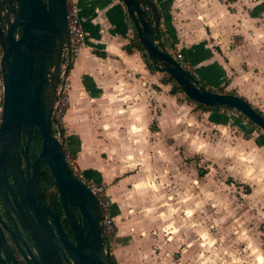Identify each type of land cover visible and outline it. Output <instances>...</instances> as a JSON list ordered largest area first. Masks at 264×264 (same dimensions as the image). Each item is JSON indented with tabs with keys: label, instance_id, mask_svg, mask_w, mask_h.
Returning a JSON list of instances; mask_svg holds the SVG:
<instances>
[{
	"label": "crops",
	"instance_id": "crops-1",
	"mask_svg": "<svg viewBox=\"0 0 264 264\" xmlns=\"http://www.w3.org/2000/svg\"><path fill=\"white\" fill-rule=\"evenodd\" d=\"M76 1L85 45L67 71L63 146L74 161V171L103 184L114 201L118 193L109 183L117 178V171L102 157H113V149L131 147V132L149 131L152 120H158L156 130L162 117L174 123L181 108L192 113L191 105L169 93L170 82L163 80L162 72L147 69L136 48L125 50L132 35L124 29L127 19L121 18L120 0ZM153 1L166 50L171 55L180 53L195 79L212 90L233 91L264 110V0ZM93 49L104 56H97ZM225 112L202 114L212 126L231 123L243 128L239 118ZM254 141L257 149L264 147V137ZM124 180L120 177L119 183ZM110 212L117 217L122 214L113 205ZM115 246L118 251L120 245ZM116 250L113 258L118 262Z\"/></svg>",
	"mask_w": 264,
	"mask_h": 264
},
{
	"label": "rangeland",
	"instance_id": "rangeland-1",
	"mask_svg": "<svg viewBox=\"0 0 264 264\" xmlns=\"http://www.w3.org/2000/svg\"><path fill=\"white\" fill-rule=\"evenodd\" d=\"M186 103L192 113L181 108L174 123L162 117L156 130L152 120L149 131L131 132V147L102 157L117 171L109 183L116 199L98 184L122 213L110 214L115 234L106 250L113 256L120 245L116 264H264V147L253 145L264 132L235 109L225 113L239 118L242 129L212 126L202 108ZM47 191L56 196L53 186Z\"/></svg>",
	"mask_w": 264,
	"mask_h": 264
},
{
	"label": "water",
	"instance_id": "water-1",
	"mask_svg": "<svg viewBox=\"0 0 264 264\" xmlns=\"http://www.w3.org/2000/svg\"><path fill=\"white\" fill-rule=\"evenodd\" d=\"M121 2L152 66L169 76L185 97L206 106L231 107L264 132V117L245 99L204 88L166 50L153 0ZM65 12V0H0V181L8 173L18 181L13 191L34 218L31 227L20 222L36 255L34 264H109L97 200L69 167L59 130L57 135L50 132L62 51L68 43ZM41 163L57 191L72 241L36 184ZM69 206L77 209V216Z\"/></svg>",
	"mask_w": 264,
	"mask_h": 264
},
{
	"label": "flooded vegetation",
	"instance_id": "flooded-vegetation-1",
	"mask_svg": "<svg viewBox=\"0 0 264 264\" xmlns=\"http://www.w3.org/2000/svg\"><path fill=\"white\" fill-rule=\"evenodd\" d=\"M1 104V98H0ZM19 167L24 180H27L26 163L23 158L19 159ZM31 168L28 166V173L31 175ZM37 186L44 198L46 205L57 217L62 230L72 241L69 224L62 211L57 191L49 177L46 167L43 163L37 166ZM0 262L4 264H34L32 255L36 256L31 245L29 235L22 230L21 224L31 227L34 218L31 217L26 201L20 200L13 189L18 186V181L8 173L5 174L4 181H0ZM12 187L11 190L7 186ZM53 186L56 196L47 189ZM53 198V206H50V199ZM58 201L59 207L56 205ZM69 211L77 216L78 211L74 206L68 207Z\"/></svg>",
	"mask_w": 264,
	"mask_h": 264
},
{
	"label": "built area",
	"instance_id": "built-area-1",
	"mask_svg": "<svg viewBox=\"0 0 264 264\" xmlns=\"http://www.w3.org/2000/svg\"><path fill=\"white\" fill-rule=\"evenodd\" d=\"M65 19L66 28L68 33V43L62 51L61 71L56 88V94L53 100L51 108V117L53 128L59 130V123H61L62 116L68 105V90H69V79L67 75L68 69L66 65L70 64L71 59L76 55L77 51L83 46L82 26L79 16L77 14V5L75 0H65ZM173 58L179 63V65L190 72L189 63L183 59L180 53L172 54ZM58 133V132H56ZM64 147V146H63ZM65 150V149H64ZM65 157L69 167L80 178L86 187L93 193L97 203L101 209V224L102 232L104 234L105 241H110L114 237V225L109 210L110 203L106 198L105 191L100 185L92 180H85L74 171V161L70 155L65 151Z\"/></svg>",
	"mask_w": 264,
	"mask_h": 264
},
{
	"label": "trees",
	"instance_id": "trees-1",
	"mask_svg": "<svg viewBox=\"0 0 264 264\" xmlns=\"http://www.w3.org/2000/svg\"><path fill=\"white\" fill-rule=\"evenodd\" d=\"M125 18L128 20L126 14H125ZM129 25L131 26V29L133 31V35H134V38L133 39H130L129 42L125 45V50L127 52H129L131 50V48H136L139 52H140V56L141 58L143 59L147 69L149 70H157L155 67L152 66L151 64V59L149 57H147L144 53V50L142 48V46L140 45L139 41L137 40V37H136V34H135V30L133 28V26L131 25L130 21H129ZM93 53L96 54L97 56H104V53L102 51H97V50H94L93 49ZM163 80L164 81H167V82H171V88L169 90V93L170 94H175L176 92H181V90L179 89V87L176 85V83L167 75H163ZM197 80V79H196ZM197 82L202 85L204 88L210 90V91H215V92H223L222 91V87H219L217 88L216 90H212V89H209L207 87H205V85L197 80ZM225 93H231V94H235L233 91H228V92H225ZM236 95V94H235ZM187 101H191L190 99H188L187 97H185ZM193 102V101H192ZM195 103V102H194ZM195 105L199 108H202L204 111H211V112H218L219 110H233V108L231 107H227V106H222V107H211V106H206V105H202V104H198V103H195ZM258 111V110H257ZM238 112V111H237ZM259 112V111H258ZM260 113V112H259ZM261 114V113H260ZM242 115V114H241ZM243 116V115H242ZM263 116V115H262ZM244 117V116H243ZM264 117V116H263ZM248 122L252 123L251 121L248 120ZM59 126V132L61 133V135H63V129L61 127V123L58 124ZM50 132L51 134L53 133L52 129H50ZM256 143H258V141L256 140ZM85 180H92L96 183H98V181L94 180V179H85ZM53 198L50 199V206L52 207L53 206V202H52ZM56 205L59 207V203L58 201L56 202ZM108 261H109V264H116L113 256L111 254H108Z\"/></svg>",
	"mask_w": 264,
	"mask_h": 264
}]
</instances>
